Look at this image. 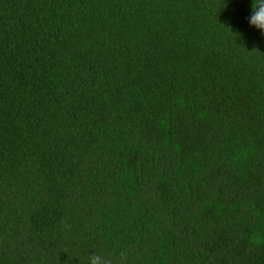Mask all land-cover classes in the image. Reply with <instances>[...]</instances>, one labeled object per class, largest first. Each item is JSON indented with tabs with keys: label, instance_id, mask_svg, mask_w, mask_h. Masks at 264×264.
Returning <instances> with one entry per match:
<instances>
[{
	"label": "trees",
	"instance_id": "16d2710c",
	"mask_svg": "<svg viewBox=\"0 0 264 264\" xmlns=\"http://www.w3.org/2000/svg\"><path fill=\"white\" fill-rule=\"evenodd\" d=\"M252 2L0 0V264H264Z\"/></svg>",
	"mask_w": 264,
	"mask_h": 264
},
{
	"label": "clouds",
	"instance_id": "9594fccd",
	"mask_svg": "<svg viewBox=\"0 0 264 264\" xmlns=\"http://www.w3.org/2000/svg\"><path fill=\"white\" fill-rule=\"evenodd\" d=\"M261 4L262 6L257 7L253 0L251 12L247 17V20L250 26L255 27L258 31L264 34V0H261Z\"/></svg>",
	"mask_w": 264,
	"mask_h": 264
}]
</instances>
